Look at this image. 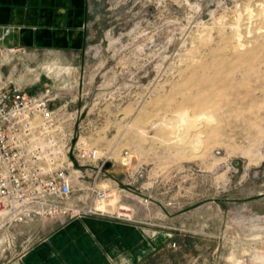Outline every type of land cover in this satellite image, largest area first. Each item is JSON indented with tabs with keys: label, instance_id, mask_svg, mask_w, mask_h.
Listing matches in <instances>:
<instances>
[{
	"label": "rangeland",
	"instance_id": "374dc122",
	"mask_svg": "<svg viewBox=\"0 0 264 264\" xmlns=\"http://www.w3.org/2000/svg\"><path fill=\"white\" fill-rule=\"evenodd\" d=\"M89 2L83 54L9 56L5 81L64 87L80 134L113 152L115 197L179 216L140 264H264V0Z\"/></svg>",
	"mask_w": 264,
	"mask_h": 264
},
{
	"label": "built area",
	"instance_id": "2783aa9c",
	"mask_svg": "<svg viewBox=\"0 0 264 264\" xmlns=\"http://www.w3.org/2000/svg\"><path fill=\"white\" fill-rule=\"evenodd\" d=\"M19 54L16 48H0V261L17 248L15 228L34 219L141 222L139 205L125 198L117 200L114 211L103 209L116 193L128 197L126 189L108 177L106 163L116 162L113 152L80 134L84 108L70 109L65 88L47 86L31 94L5 81L1 69L9 56ZM121 161L131 163L128 150ZM139 203L149 211L152 196L140 194Z\"/></svg>",
	"mask_w": 264,
	"mask_h": 264
},
{
	"label": "crops",
	"instance_id": "0c3cea01",
	"mask_svg": "<svg viewBox=\"0 0 264 264\" xmlns=\"http://www.w3.org/2000/svg\"><path fill=\"white\" fill-rule=\"evenodd\" d=\"M89 3V0H0V48H16L20 54L46 51L59 57L78 58L85 49ZM12 86L21 89L17 84ZM162 211L155 212L154 206L148 212L138 210L137 219L141 222L133 225L104 217L65 222L34 219L15 228L17 248L3 264H140L153 254L155 245L168 241L170 232L158 231L154 236L153 227L161 225L176 231L180 228L175 222L178 215L168 209ZM155 213H160V223L152 222ZM143 229L147 230L144 234Z\"/></svg>",
	"mask_w": 264,
	"mask_h": 264
},
{
	"label": "bare ground",
	"instance_id": "6f19581e",
	"mask_svg": "<svg viewBox=\"0 0 264 264\" xmlns=\"http://www.w3.org/2000/svg\"><path fill=\"white\" fill-rule=\"evenodd\" d=\"M238 16V15H237ZM251 17V16H250ZM239 19V18H238ZM250 19V18H249ZM238 22H239V20H238ZM236 23H237V21H236ZM235 26V25H234ZM236 27V26H235ZM235 29H237V28H235ZM117 198L115 197V195L113 196V197H111V199H110V201H109V203L107 204V205H105L104 206V210L105 211H110V212H112V211H114L115 210V208H116V202H117Z\"/></svg>",
	"mask_w": 264,
	"mask_h": 264
},
{
	"label": "water",
	"instance_id": "95a60500",
	"mask_svg": "<svg viewBox=\"0 0 264 264\" xmlns=\"http://www.w3.org/2000/svg\"><path fill=\"white\" fill-rule=\"evenodd\" d=\"M80 107V106H79ZM85 116V113L82 114V118ZM76 142V138L72 140V143L74 144ZM71 158H73V155L71 154ZM112 166L111 162L106 163V167L110 168Z\"/></svg>",
	"mask_w": 264,
	"mask_h": 264
}]
</instances>
